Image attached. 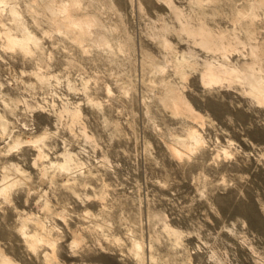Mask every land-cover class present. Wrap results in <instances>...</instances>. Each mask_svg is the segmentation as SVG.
Wrapping results in <instances>:
<instances>
[{
  "label": "rangeland",
  "instance_id": "obj_1",
  "mask_svg": "<svg viewBox=\"0 0 264 264\" xmlns=\"http://www.w3.org/2000/svg\"><path fill=\"white\" fill-rule=\"evenodd\" d=\"M79 1L101 34L68 29L66 0H0V264H264V99L245 80L264 76V4ZM26 217L50 243L24 242Z\"/></svg>",
  "mask_w": 264,
  "mask_h": 264
},
{
  "label": "bare ground",
  "instance_id": "obj_2",
  "mask_svg": "<svg viewBox=\"0 0 264 264\" xmlns=\"http://www.w3.org/2000/svg\"><path fill=\"white\" fill-rule=\"evenodd\" d=\"M164 1L169 4L168 0H164ZM260 3L263 5L264 0H260ZM128 4L129 6H132V0H128ZM64 8H65V11L63 14H61V20L64 24H66L68 29H78V31L80 32V35H85V36H91L93 35V33L96 36L97 34L102 33V32L95 33L97 32L98 29L101 30V27L103 26L99 23V21L94 16L83 15L84 6L81 4L79 0H66ZM169 9L170 11H172L170 6H169ZM244 18H245V15L243 19ZM97 37H99L102 40L103 44L105 43V38L103 35H100V36L98 35ZM7 40H8L9 45L11 46H18L21 49H26L29 41L32 40V37L31 35L26 34V33H24L21 36V38H16V37L11 36L10 34H7ZM214 43L218 45L220 43V40L216 38L214 40ZM185 62L186 61L184 57L182 56L179 60L175 61L174 68L177 71H179V69H183L184 65L186 64ZM158 69L161 71V68L158 67ZM223 73H224V70L221 68L220 65H218V67L216 68L209 67L203 74L202 79L205 83H210V82H213L219 79L223 75ZM245 80L249 84L250 90L254 92L255 95H257L258 97L264 99V76L261 73H257V74L251 73L248 76H245ZM166 97L172 101L174 110H177L178 103H179V100H178L179 97H176L170 89L166 91ZM197 138H198V134L196 133V131L191 130L189 133V138H188L189 142L190 143L196 142ZM40 153L43 154L42 149H40ZM71 160L72 159H71L70 154H67V155H64L62 162L58 164H55L52 161L49 162L51 164L50 167L52 166L53 168L55 167L56 169H59L62 171L56 174L57 175L56 177L58 178V180L60 181L66 180L67 177L64 174V171L70 170ZM13 170L15 171V173H17V175L22 177V172L20 171L19 167L14 166ZM39 173L41 175L40 177H42V173H43L42 169ZM2 178L5 180H2L0 182V194H2L5 197L7 195V191L13 185L14 181L9 182V180H6V174H3ZM42 207H43L42 209L44 210L48 209L46 204H42ZM18 220H19L18 221L19 227L17 228L16 232L24 240V242H26V244L29 247L33 248V250L39 249V246H41V244H38V242L42 240L44 241L42 242L43 244H45L46 242L50 243L49 240L43 239V237L40 236L39 233L37 232V231H42L44 228L43 224L40 223L37 217L32 218V219L26 217V218H20ZM32 220L34 221V224H33L35 227L34 231H30L25 228V225ZM0 256H1V250H0ZM43 259H45V261L47 262L46 252L43 253Z\"/></svg>",
  "mask_w": 264,
  "mask_h": 264
}]
</instances>
